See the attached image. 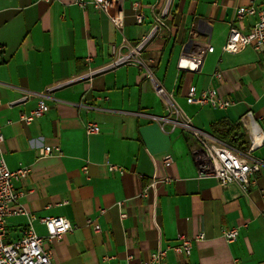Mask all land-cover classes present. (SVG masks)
Listing matches in <instances>:
<instances>
[{
    "label": "crops",
    "instance_id": "obj_1",
    "mask_svg": "<svg viewBox=\"0 0 264 264\" xmlns=\"http://www.w3.org/2000/svg\"><path fill=\"white\" fill-rule=\"evenodd\" d=\"M134 2L144 16L141 25ZM263 5L264 0H126L119 30L102 12L82 11L70 0H0V149L7 169L29 170L15 188L25 212L36 219V234L46 236L42 218L71 223L62 240L45 245L54 264H105V257L108 264L144 263L158 248L179 245L181 237L193 240L190 255L169 250L162 264H264V168L251 176L246 193L200 176L203 150L173 125L175 116L159 122L169 110L153 89L160 85L192 125L210 136L221 120L243 128L246 115L264 132V55L250 48L222 52L229 25L248 34L257 20H240L237 11ZM154 25L142 53L153 80L132 64L77 80L88 69L108 65L113 45L126 51ZM209 46L212 53H206ZM201 53L206 54L198 71L177 68L181 56ZM191 87L212 89L233 105H189ZM23 95L27 99L17 103ZM39 100L48 112L30 124L20 121ZM89 122L99 127L98 135L85 134ZM241 135L247 139L244 129ZM44 146L59 147L61 155L41 157ZM251 156L262 160L264 146ZM109 165L123 173L109 172ZM164 178L170 182L142 196L154 179ZM26 224L24 216L8 218L6 242L20 239ZM231 227L238 236L228 243L221 231ZM199 235L204 238L194 241Z\"/></svg>",
    "mask_w": 264,
    "mask_h": 264
},
{
    "label": "built area",
    "instance_id": "obj_2",
    "mask_svg": "<svg viewBox=\"0 0 264 264\" xmlns=\"http://www.w3.org/2000/svg\"><path fill=\"white\" fill-rule=\"evenodd\" d=\"M59 0H47V2ZM126 0H70L72 5L77 6L82 11L91 7L94 10L105 14L111 24L116 29H122L124 21V3ZM135 22L141 25L144 21V16L139 12L138 3H132ZM245 15L256 16V22L248 34H242L232 25L228 27L226 42L222 47L224 53H238L246 48H250L259 55H264V5L258 11L254 8H241L237 11V18L242 19ZM156 19V24L159 23ZM157 26L151 28L149 33L142 37L134 45L112 46L110 48L112 60L108 65L96 70L88 69L81 74L78 81H89L92 77L113 70L122 65L132 64L138 66L145 72L147 80H153V75L145 61L142 59V53L147 48L148 43L153 38ZM213 48L208 47L206 53H212ZM206 53L198 54L196 57L181 56L177 68L188 69L190 72L199 70L200 63L203 61ZM214 78L220 80V73L215 72ZM153 89L155 94L164 98L168 105V117L158 118L159 122L165 124L170 121V117L175 116L173 125L179 127L185 134L193 137L199 144L205 154V161L200 165V176L214 178L221 188H226L229 185H236L243 193H246L251 185V176L259 173L264 168V158L262 160L252 159V152L259 150L264 146V132L259 127L258 123L253 121L249 115L244 117L243 129L246 132L248 146L244 151H239L207 133L196 129L191 122V118L173 101L171 96L165 94L163 88L154 83ZM28 95H23L17 103H23ZM186 102L189 105L209 106L214 109H227L233 103L228 100L219 98L212 89L202 90L197 92L194 87L189 88L186 96ZM49 108L43 100L37 102L36 107L28 113L19 115L20 121L30 124L36 119L42 117L48 112ZM84 131L87 136L98 135L99 127L95 123H86ZM4 141L2 134V126L0 125V144ZM41 157L51 155H61L59 147L44 146L39 150ZM165 164H170L171 159L166 158ZM84 172L87 167L83 168ZM109 172L123 173V170L115 165L108 166ZM29 173L27 168H20L16 171L7 169L3 160V155L0 149V264H54L51 251L45 245L62 240V238L72 230L70 221L63 217L42 218L38 222L44 226L46 236H38L33 228V223L36 220L33 215L25 212L19 202L22 193L15 188V183L22 178H25ZM170 179H154L143 192L142 196L146 197L150 188H154L157 184H168ZM24 216L27 220L26 227L22 231L21 238L14 242H6V221L10 217ZM121 217L124 215L121 214ZM90 224L91 221H88ZM96 233L100 232L99 226H94ZM222 238L230 243L234 242L238 236V229L235 227L222 229ZM204 237L197 236L194 241H200ZM193 240L190 238L181 237L180 244L175 247L158 248L152 252L149 259L144 263L128 264H162L169 250L179 255L189 256ZM109 259L104 258L103 262L108 264Z\"/></svg>",
    "mask_w": 264,
    "mask_h": 264
},
{
    "label": "trees",
    "instance_id": "obj_3",
    "mask_svg": "<svg viewBox=\"0 0 264 264\" xmlns=\"http://www.w3.org/2000/svg\"><path fill=\"white\" fill-rule=\"evenodd\" d=\"M242 129L240 123H230L227 120H221L211 126L210 134L215 139L239 151H244L247 148L248 141L247 139L245 140V135H241Z\"/></svg>",
    "mask_w": 264,
    "mask_h": 264
}]
</instances>
